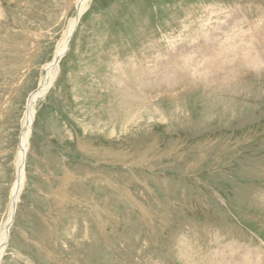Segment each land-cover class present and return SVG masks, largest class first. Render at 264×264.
Here are the masks:
<instances>
[{
    "label": "rangeland",
    "instance_id": "rangeland-1",
    "mask_svg": "<svg viewBox=\"0 0 264 264\" xmlns=\"http://www.w3.org/2000/svg\"><path fill=\"white\" fill-rule=\"evenodd\" d=\"M76 1L0 0V228L28 98ZM216 12L231 41L264 24V0H90L36 102L0 264H238L244 244L264 258V58L202 80L185 65L213 58L211 33L189 46ZM172 69L176 82L158 80Z\"/></svg>",
    "mask_w": 264,
    "mask_h": 264
},
{
    "label": "bare ground",
    "instance_id": "bare-ground-1",
    "mask_svg": "<svg viewBox=\"0 0 264 264\" xmlns=\"http://www.w3.org/2000/svg\"><path fill=\"white\" fill-rule=\"evenodd\" d=\"M89 3H90V0H77L76 1V7H77L76 16L70 21V24H69L67 30L65 31L64 35L62 36V39L60 40V42L58 43V45L54 51V56L52 57V59L49 62H47L45 64L44 74L41 77L40 84H39L37 90L34 91L30 95V97L28 98L27 111H26V115H25V118H24L23 123H22L20 142H19V146H18V150H17V158H16L17 172H16V177H15L13 186L11 188V192H10V205H9L8 213L4 219L3 225L0 228V262H1V259L4 255V253L6 252V249H7L8 244H9L10 230H11V227H12L13 221H14L13 218L16 215L17 204L20 200L21 192L23 191L26 180H27L26 161H27V154L29 152L30 135H31V131H32V126H33V123L35 121L36 102L38 99L43 98L47 94V92L50 90L51 86L54 84L56 77L58 75V70L60 69L61 59L70 50V43H71L72 37H73L77 27H78L81 15L87 9ZM215 14L218 15L217 17L219 19V22H218V24H216V27H214V30H211L206 26L201 27V28H204V30L197 31V33L195 35L197 37L196 38L197 40H192V46L191 45L189 46L191 49L193 48L192 49L193 51H195L197 46H198L197 41L203 40V39L205 40L207 37H209L207 34L211 33L212 40H214L216 44L208 45L206 47V51L208 53L214 52L213 58L208 59V61L206 60V62H208L206 65H204V64L196 65L197 60L195 59V56H193V57L188 56V58L185 62L186 69L189 70L187 67L193 68L195 66L194 68H197L200 70L197 77L200 80H202L206 77L208 71H211L214 73L216 71V68H219L217 70V73L223 74L222 69L225 70V68L227 67L226 68V69H228L227 73L229 75H231L233 72H236L233 69V67L236 65H239V66L247 69L249 67H255V66L262 64L263 58H264V55H263L264 54V24H263L262 28L253 27V29H255L254 33H253V35H254L253 39H255V40H254V46H253V44L251 46L250 42L253 41V39H251V37L248 36L250 33L245 34L242 32V29H241V31H237L235 33L233 32L231 34V35H233L232 41L230 39H227L226 38L227 35L224 36L223 35L224 33L220 32V31L224 27L230 29L231 21H230L229 17L227 16V14H223V13H219V12L218 13L216 12ZM213 15H214V13H213ZM236 16H237V14H236ZM249 23L247 24V26L249 25ZM238 26H241V24L235 23L233 30H234V28L236 30H238ZM198 60L200 61V59H198ZM166 62H167V60L162 61V63H166ZM178 68H179V66H178ZM177 69H172V70L165 72L160 77H158V80H160L162 78V76L164 75L163 76V83H166V81L176 82L177 78H175V79H173V78L175 75V71ZM158 70H159V68H158ZM232 70H233V72H232ZM151 72L154 73L155 71H151ZM178 73H179V71H178ZM190 73L191 72L187 71L183 74L184 80L182 78H180L181 83L187 81L186 80L187 77H190L192 75ZM148 74H152V73H148ZM141 76L143 78V75H141ZM193 78L195 80L194 76H193ZM144 80H145V78H144ZM148 83H149L148 81H144L145 85H147ZM234 250L237 252L236 258L238 259V262H239L238 264H264V258L260 259L259 261H251L249 259L250 257L247 256V254L251 251L248 252V248L245 244H244V246H240V247L235 246ZM253 252H256V250H254ZM232 253L235 254L234 251ZM215 254H217V253H215ZM220 254L218 257L219 259H217V255H216V258H212V260L210 257L207 260L208 263L212 264V261H213L214 264H220V262H216V261L221 259ZM223 254H221V255H223ZM261 254H262L261 257L264 256V251H262ZM254 255H256V254H254ZM190 258L191 257H189V259ZM242 258L245 260H243ZM194 260H196V259H194ZM230 261L231 260H229L228 262L223 261V263L226 262L225 264H229ZM191 264H194V263L192 262Z\"/></svg>",
    "mask_w": 264,
    "mask_h": 264
},
{
    "label": "trees",
    "instance_id": "trees-1",
    "mask_svg": "<svg viewBox=\"0 0 264 264\" xmlns=\"http://www.w3.org/2000/svg\"><path fill=\"white\" fill-rule=\"evenodd\" d=\"M189 1V0H188ZM148 5L153 6L151 2L148 3ZM164 18V15H162L160 12L154 15V20H158V18Z\"/></svg>",
    "mask_w": 264,
    "mask_h": 264
}]
</instances>
